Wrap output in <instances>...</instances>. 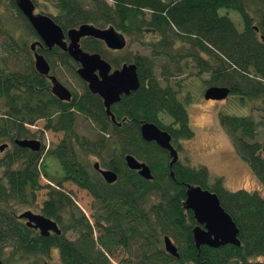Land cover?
<instances>
[{
	"label": "trees",
	"instance_id": "trees-1",
	"mask_svg": "<svg viewBox=\"0 0 264 264\" xmlns=\"http://www.w3.org/2000/svg\"><path fill=\"white\" fill-rule=\"evenodd\" d=\"M30 1L44 7L63 31L82 23L112 26L123 34L127 47L136 44L147 53L121 57L137 66L140 86L113 107L117 118L124 115L130 121L114 125L100 97L81 81L79 92L72 90L69 101L51 95L48 81L30 67L27 43L34 32L12 0H0V100L4 107L0 131L13 145L12 155L0 158L1 264H22L30 255H47L53 247L61 264H113L112 259L117 264H264V196L255 190L227 189L221 176L211 177L204 165L177 162L170 168L167 151L140 136V125L152 122L171 135L172 143L193 137L185 107L191 78L201 79L206 88L224 86L241 99L247 96L264 102V0ZM221 8L239 13L240 30L228 13H219ZM80 45L108 59L102 41L87 37ZM37 51L49 62L52 73L59 66L69 71L72 60L66 52L56 47ZM22 53L24 74L19 71ZM108 60L119 66V58ZM76 116L91 124L90 135L74 129ZM218 118L264 186L263 150L255 140L259 121L252 114L220 112ZM36 120L43 122L41 131L62 133L60 139L38 151L13 144L14 139L34 138L24 125ZM126 154L145 162L153 178L146 180L129 170L124 164ZM88 155L118 172V180L105 183ZM48 158L56 161L58 176L41 185L39 177L48 176ZM63 184H73L95 197L93 224L79 212ZM187 184L217 195L238 227L240 245H202L199 249L194 245V217L183 208ZM42 188L46 191L39 211L59 224L60 235H38L15 218L17 210L27 208ZM69 229L75 237L64 236ZM165 236L176 246L178 257L165 251Z\"/></svg>",
	"mask_w": 264,
	"mask_h": 264
},
{
	"label": "water",
	"instance_id": "water-1",
	"mask_svg": "<svg viewBox=\"0 0 264 264\" xmlns=\"http://www.w3.org/2000/svg\"><path fill=\"white\" fill-rule=\"evenodd\" d=\"M12 2L25 17L44 47L49 49L56 46L78 64L76 74L86 83L90 93L97 94L102 99L106 114L115 122L110 107L118 102L122 95H129L139 88L137 67L134 63H123L120 68L110 72L111 65L98 52H88L82 49L79 40L83 37H91L103 41L110 49L120 50L127 44L123 34L112 26L99 27L89 23L79 24L63 32L49 15L34 12L32 1L12 0ZM65 36L67 41L64 40ZM35 43L40 46L38 41ZM33 48L34 43H31L30 49L33 50ZM32 57L35 71L46 76L50 81L51 94L58 100L68 101L69 91L54 76L48 74L49 64L45 58L35 51ZM229 92L228 87L210 86L204 90L203 97L205 100H222L228 96ZM140 136L144 141L154 142L167 151L170 168L178 162L177 149L173 146L172 137L167 131L160 129L152 122H145L140 125ZM13 143L31 151L38 150L39 146L38 141L34 139H14ZM2 148L3 146H0V150ZM124 162L130 170L137 171L142 178L146 180L153 178L149 166L134 155H124ZM94 166L98 168V163ZM100 172L107 183H113L117 178L115 172L111 170H100ZM170 175L173 176V173L170 172ZM183 208L190 210L193 214L195 224L192 227V238L198 249L202 245L212 248L226 244L240 245L238 227L220 205L214 192L197 184H187ZM16 217L25 219V224L37 229L42 236L47 235L49 230L59 234L56 224L41 214L25 210L18 213ZM163 244L167 253L178 257L177 248L168 236L163 238Z\"/></svg>",
	"mask_w": 264,
	"mask_h": 264
},
{
	"label": "rangeland",
	"instance_id": "rangeland-1",
	"mask_svg": "<svg viewBox=\"0 0 264 264\" xmlns=\"http://www.w3.org/2000/svg\"><path fill=\"white\" fill-rule=\"evenodd\" d=\"M51 10L52 9H50V11ZM35 11L47 15L44 7L41 8L35 6ZM219 13H228L237 29L240 30L242 28L241 17L238 12L221 8ZM136 53L146 54L147 51L144 48L133 44L122 51L120 55L119 53H113L111 56H109H121L124 54L127 56H133ZM55 73L59 74L58 80L64 84L68 90L79 92L81 84L76 80L72 73L66 70V68L58 67ZM184 77L185 75L181 76V78ZM188 87L190 102L185 104V107L194 130V135L188 140H180L173 143V146L177 149L178 154L180 155V162L183 164H189L191 166H206L211 177L221 176L225 187L229 190L244 188L251 191H258L264 196L263 184L255 176L249 164L238 154L232 144L231 137L219 124L218 118L220 112L229 115L252 114L256 121H259L260 123V125H257L256 127L257 136L255 140L261 144V149L264 151V102L261 100L248 98L247 96H244V98L241 99L239 98L241 97L239 95L236 97L235 95H229L220 101L204 100L203 92L206 89V85L199 78H191ZM182 92L185 93V91ZM3 108V101L0 100V112L3 110ZM90 126L91 124L88 121L83 120L80 116L75 117L74 129L77 132L84 135H90ZM42 127V120H36L34 122V128L28 129V132L33 133L38 139H41V137L43 139L46 138V140H48L49 146L56 143L60 139L62 133H54L48 130L43 133L40 130ZM178 144L180 146H178ZM0 146H3L2 150H0V158L6 156L10 157L12 155V142L9 136L2 135L1 131ZM88 159L90 162H94L98 160V157L88 155ZM45 170L48 176L44 177L41 175L39 177V183L41 185L49 183L50 179L58 176L57 172H59V170L56 161L54 159L48 158L46 160ZM63 186L65 190H68L76 205L87 217H89L90 207L94 201L91 199L88 192L77 188L73 184H63ZM45 191V188H42L36 195L35 203L39 202L38 205H40L41 200L44 199ZM32 209L34 210V208ZM67 236L68 238L74 237V235L71 233H67ZM48 253V256L42 254L30 255L28 259H26L24 262L22 261V264H43L44 262L47 264H61L57 255V251L54 247ZM111 262L113 264H117V260L115 259H112Z\"/></svg>",
	"mask_w": 264,
	"mask_h": 264
},
{
	"label": "flooded vegetation",
	"instance_id": "flooded-vegetation-1",
	"mask_svg": "<svg viewBox=\"0 0 264 264\" xmlns=\"http://www.w3.org/2000/svg\"><path fill=\"white\" fill-rule=\"evenodd\" d=\"M34 12H36L35 11V6H34ZM25 18V17H24ZM26 20V19H25ZM27 21V20H26ZM28 23V22H27ZM30 26V25H29ZM31 27V26H30ZM32 29V28H31ZM32 31H33V29H32ZM34 32V31H33ZM63 32H65V31H63ZM84 38H87V37H83V38H81L80 40H79V43H80V41L82 40V39H84ZM64 40L65 41H67L66 40V36H65V38H64ZM36 41H38L39 43H40V46H38L35 42ZM101 41V40H100ZM103 42V41H102ZM31 43H34V48H33V50H31L30 49V44ZM103 44H104V47H105V49L107 50V55H108V59L110 58V59H115V58H119V66L118 67H115L114 65H112L110 62H109V60L108 59H105L110 65H111V70H110V72H112L113 70H115V69H117V68H120L121 67V65L123 64V63H133V62H128V61H122L121 59V57H122V55L121 56H118V55H116V56H113V57H110L113 53H116V54H118L119 53V55L121 54V52L122 51H124L126 48H127V44H126V46H125V48H123V49H110V48H108L106 45H105V43L103 42ZM27 46H28V49H29V52H30V56H31V63H30V67L32 68V70L34 71V73L35 74H37V75H39V76H43L47 81H48V85H49V92H50V81L48 80V78L46 77V76H44V75H41V74H39V73H37L36 71H35V69H34V67H33V57H32V53H33V51H35V52H37V53H39L38 51H37V49H41V48H45V49H48V48H46V47H44L43 46V44L40 42V40H39V38L37 37V35L34 33V37L29 41V43H27ZM81 46V45H80ZM53 47H56V46H53ZM53 47H51V48H53ZM51 48H49V49H51ZM56 48H58V47H56ZM59 49V48H58ZM60 50V49H59ZM64 52V51H63ZM39 54H41V53H39ZM42 55V54H41ZM110 55V56H109ZM22 58H20V60L19 61H21L22 60V63H24V60H25V54H23L22 53ZM43 56V55H42ZM44 57V56H43ZM69 57V56H68ZM45 58V57H44ZM70 58V57H69ZM104 59V58H103ZM46 60V59H45ZM72 60V59H71ZM47 61V60H46ZM48 62V61H47ZM73 60H72V63H69L68 64V69H69V72L70 73H72V72H74L75 73V75L73 74V76L76 78V80L80 83V81L81 82H83L84 84H85V86H86V83L84 82V81H82L79 77H78V75L76 74V68L78 67V64L77 63H75V64H73ZM20 64V67H19V71L22 73V74H24L25 72H26V69H25V63H24V65L23 64ZM48 64H49V62H48ZM59 67H63V66H59ZM137 67V66H136ZM67 70V69H66ZM48 74L49 75H52V76H54L55 78H56V80L61 84V85H63L67 90H68V88L64 85V84H62L59 80H58V76L56 75V74H54V73H52V71H51V69H50V64H49V72H48ZM86 89H87V87H86ZM69 91V93H70V98H71V91L72 90H68ZM134 92V91H133ZM51 93V92H50ZM132 93V92H131ZM130 93V94H131ZM129 94V95H130ZM52 95V94H51ZM97 95V94H96ZM129 95H122L121 96V98H120V100L118 101V102H115V103H113L112 105H111V107H110V109H111V112L113 113V115H114V117H115V122H113L112 120H111V117L109 116V115H107L109 118H110V120H111V122H112V124H114V125H123L124 123H128L130 120H129V118H127V116H121V117H119V118H117L116 117V115H115V113H114V106L115 105H117L120 101H121V99H122V97H124V96H129ZM229 95H233V94H228V96ZM227 96V97H228ZM236 96H238V95H235V97ZM185 96L183 95V98H184ZM56 98V97H55ZM70 98H69V100H70ZM204 98V97H203ZM57 99V98H56ZM101 99V98H100ZM225 99V98H224ZM58 100V99H57ZM68 100V101H69ZM205 100V99H204ZM223 100V99H222ZM59 101H62V100H59ZM101 101H102V99H101ZM220 101V100H219ZM66 102V101H65ZM188 102H190V95H189V97H188V99H187V102H186V104H188ZM102 105H103V101H102ZM103 107H104V105H103ZM104 110H105V108H104ZM105 113H106V111H105ZM81 118H82V116H80ZM83 119V118H82ZM84 120V119H83ZM86 121V120H85ZM74 125H75V122H74ZM27 129H33L34 128V123L33 124H25L24 125ZM37 129V128H36ZM35 129V130H36ZM41 130V129H40ZM34 135V134H33ZM30 139H34V140H36V141H38V144H39V146H38V150L40 149V147L41 146H43V144H44V140H43V138L41 137V139H38L37 137H35L34 136V138H30ZM14 141V140H13ZM14 144V143H13ZM173 144V143H172ZM178 146H180L179 144H178ZM48 148V147H47ZM46 148V149H47ZM26 149V148H25ZM2 150V149H1ZM29 150V149H28ZM38 150H36V151H38ZM31 151V150H30ZM178 152V151H177ZM178 156H180L179 154H178ZM260 156L261 157H263L264 158V151H260ZM178 162H180V157H179V160H178ZM95 163H98V168H95V166H94V164ZM91 164H93V168H94V171L98 174V176L105 182V183H107L105 180H104V178H103V176L101 175V172H100V170H111V171H113V172H115V174L117 175V178H116V180L113 182V183H115L117 180H118V178H119V173L118 172H116V171H114V170H112V169H110V168H106V167H102L101 165L102 164H100L99 162H98V160L97 161H94L93 163H91ZM124 164H125V162H124ZM126 166V165H125ZM127 167V166H126ZM128 168V167H127ZM129 169V168H128ZM130 170V169H129ZM137 174H138V172L137 171H135ZM97 176V175H96ZM97 176V179L99 178ZM113 183H107V184H113ZM71 196V195H70ZM91 197V199H93V204H91V207H90V216L89 217H87L84 213H83V211L76 205V203L74 202V199L71 197V199H72V201H73V203H74V205H76L77 207H78V209L80 210L79 212L80 213H82L83 215H84V217L85 218H87V220L91 223V224H93V216H91V215H93V211H94V209H95V206L97 205V201L95 200V197H93V196H90ZM38 203L39 202H37V203H35V200L27 207V208H23L22 210H17V212L15 213V218H16V220L19 222V223H21V224H23V226H25L26 228H28V229H30L31 231H33L34 233H36V234H38V235H40L39 234V232H38V230L37 229H35V228H32L31 226H27L26 224H25V219H23V218H21V219H18L17 217H16V215L18 214V213H20V212H22V211H25V210H29V211H31L32 213H35V214H41L40 213V208H41V206L40 205H38ZM32 208H34V210L32 209ZM42 215V214H41ZM44 216V215H43ZM46 218H48V217H46ZM48 219H50V218H48ZM50 220H52L55 224H56V226H57V228L59 229V234L61 233V230H60V227L58 226L59 224L55 221V220H53V219H50ZM67 233H71V234H73L74 235V237H75V232H73V231H71L70 229H69V231H66L65 233H64V236L66 237V238H68V236H67ZM59 234H55L54 232H52V231H48V233H47V235H45V236H51V235H59ZM42 236V235H41ZM56 249V248H55ZM56 251H57V249H56ZM49 254V253H48ZM47 254V255H48ZM47 255H45V256H47ZM57 255H58V252H57Z\"/></svg>",
	"mask_w": 264,
	"mask_h": 264
},
{
	"label": "bare ground",
	"instance_id": "bare-ground-1",
	"mask_svg": "<svg viewBox=\"0 0 264 264\" xmlns=\"http://www.w3.org/2000/svg\"><path fill=\"white\" fill-rule=\"evenodd\" d=\"M60 234H61V233H60ZM60 234H59V235H60ZM192 239H193V238H192ZM193 242H194V241H193ZM194 245H195V244H194ZM0 261H1V260H0ZM1 263H2V261H1ZM1 263H0V264H1Z\"/></svg>",
	"mask_w": 264,
	"mask_h": 264
},
{
	"label": "built area",
	"instance_id": "built-area-1",
	"mask_svg": "<svg viewBox=\"0 0 264 264\" xmlns=\"http://www.w3.org/2000/svg\"><path fill=\"white\" fill-rule=\"evenodd\" d=\"M46 146H47V140H46Z\"/></svg>",
	"mask_w": 264,
	"mask_h": 264
}]
</instances>
